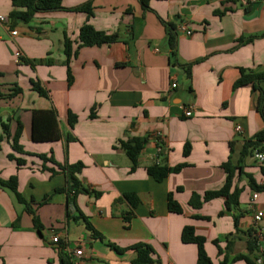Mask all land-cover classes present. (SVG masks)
I'll return each instance as SVG.
<instances>
[{
  "label": "crops",
  "instance_id": "1",
  "mask_svg": "<svg viewBox=\"0 0 264 264\" xmlns=\"http://www.w3.org/2000/svg\"><path fill=\"white\" fill-rule=\"evenodd\" d=\"M85 1L61 0V5L72 8ZM90 3L91 15L58 9L35 13L13 27L0 22V85L4 91L14 84L22 88L12 98L0 97V178L16 177L18 190L41 224L38 231L31 213L10 189L0 186V264H60V249L72 264H131L134 250L117 252L110 244L128 248L137 242L153 248L155 260L150 264H196V244L181 241L184 225L204 236L211 264L222 259L226 264H247L230 259L237 254L255 256L247 248L248 231L254 211L264 212V188L254 191L248 185L251 175L264 186L261 163L254 158L257 150L251 156L241 155L243 141L264 125L257 110L264 76L255 81L260 89L249 83L233 87V83L240 68L264 75V2L149 0L148 9L139 0ZM12 9L10 0H0L1 16L7 17ZM162 21L175 26L174 55ZM85 22L117 34V40L79 47L73 55ZM180 24L191 34L179 30ZM12 31L17 33L11 35ZM64 37L72 50L67 63ZM16 51L21 52L18 62ZM35 79L47 96L31 88ZM186 108L191 109L190 116L184 114ZM34 109L56 112L59 139L32 140ZM69 113L76 116L73 124H68ZM2 122L9 133L3 131ZM18 122L23 151L11 146ZM131 138L144 140L133 170L119 144ZM38 154L57 163L80 161L83 167L76 176L81 185L100 194L78 193L74 205L65 174ZM229 158L237 167L230 191L236 187L240 192L237 204L228 210L224 196L201 199L205 191L222 186L226 174L221 163ZM181 162L185 165L178 172L159 181L146 171L154 163ZM132 192L139 200L126 223L122 216L130 205L116 199ZM253 192L258 193L255 200ZM169 193L181 212L169 211ZM193 193L200 195L199 206L197 198L189 203ZM44 195L48 197L43 199ZM76 207L102 238L75 218ZM260 223L264 227V216ZM55 234L58 241L52 242ZM77 247L82 248L78 256L73 252Z\"/></svg>",
  "mask_w": 264,
  "mask_h": 264
},
{
  "label": "trees",
  "instance_id": "2",
  "mask_svg": "<svg viewBox=\"0 0 264 264\" xmlns=\"http://www.w3.org/2000/svg\"><path fill=\"white\" fill-rule=\"evenodd\" d=\"M149 0H139L141 6L143 9H148ZM11 5L13 9L8 12L7 14V21L9 23V27H13L17 21H27L29 18L34 16L35 13L41 12V11H54L58 9H68L70 11H83L86 12L87 15L93 14L92 11V5L90 3V0L85 1L75 7H63L61 5V0H10ZM165 31H166V38L168 41V44L170 46L171 55L175 54V37H176V31L174 24L168 22V21H162ZM117 40V34H110L106 33L103 30L95 29L90 23H83L79 28V34H77V47L73 51V55L77 53V48L82 46H94V45H101L104 43H113ZM63 47L64 52L66 55L65 63L68 62V58L70 57V54H72L71 50V42L67 37H64L63 41ZM22 60V58H20ZM186 72L188 73V68H186ZM70 70L68 68V74H67V80L70 82L71 76H70ZM264 75L259 73H249L245 72L244 69L240 68V77L237 78L234 83L233 87H237L240 85H243L245 83H249L252 85L253 89H258L259 87L256 86L255 81L258 79H261ZM31 88L38 92L41 96H47V90L40 84L38 80H31ZM260 89V88H259ZM22 92V88L17 85H12V87H9L7 91L3 90V87L0 85V97L6 96L7 98H12L16 96L17 94ZM263 107H264V94L261 92L259 99L257 101V110L263 117L264 122V114H263ZM56 112L53 109H34L31 119H32V133L31 138L33 141H55L60 138L61 132L57 124L56 120ZM76 120V116L72 113L68 114L67 121L68 124H73ZM2 129L5 132V134L9 133L8 126L6 123L2 122ZM21 133V123L18 122L17 129L15 133H13L12 136V143L11 146L16 151H23L22 146L18 143V135ZM2 140V135L0 134V142ZM143 141L139 138H131L129 140H120L119 144L121 147H123L126 151L127 157L131 162V170H133L137 165V156H139L140 151L143 147ZM242 151L241 155L244 158L246 155H252V153L257 151L264 152V125L262 129H260L258 132L254 134V136L250 139H245L242 144ZM189 152V146L187 143L183 146V154L187 155ZM10 158H12L11 155H9ZM38 157H40L43 160L51 161L55 164H57L60 171H62L68 183L72 186V190L67 188V192L72 195H70L69 200L71 203L75 205V196L78 193H85V194H95L99 195V191H91L88 188L81 185V182L77 178L76 175L80 172L81 168L83 167V164L78 161L72 164H66V163H57L53 160L51 156H46L45 154H38ZM16 161L18 164L23 163V159L16 158ZM185 165V162L178 163L174 166H167V164H157L154 163L152 165H149L146 167V171L149 175L152 176L153 179L159 181L163 177H167L170 173L178 172L183 166ZM222 168L225 171V179L223 181L222 186L217 190H210L205 191L202 195L201 201H208L212 198L218 197V196H224L226 199H224V206L226 209H231L233 206L237 204L238 195L240 192L239 188H234L232 191H230V188L232 186V180L234 179L236 165H234L230 158L226 159L221 163ZM260 171L264 175V160L260 164ZM57 170L54 168H51V172H56ZM248 185L249 187L254 190H262L264 186L256 184L253 180L254 178L249 175L248 176ZM0 186H5L6 188L10 189L13 192V195L15 199L22 203L25 207V210L30 212L32 215V221L35 227L38 231H40L41 224L35 215L34 210L30 207L29 203L25 201V199L22 197L21 192L17 188L16 183V177L10 176L7 180L0 178ZM65 188H57L56 191L64 190ZM48 195H44L43 199H46ZM138 195L134 192L132 193H123L122 196L118 197L116 201L125 199V201L130 205V210L125 212L123 214V219L126 223L129 222L130 218L133 217L134 212L133 208L138 203ZM172 194L169 193L167 197V205L169 211L172 212H181V206L179 203H177L172 198ZM198 199L197 204L200 205L201 201H199L200 195L193 193L190 198V204L192 203L193 199ZM78 214L75 216V218H80L83 220L85 227L92 233L93 236H97L99 238H102L101 234L95 230V228L91 225V223L87 220L85 217V214L82 213L77 207H76ZM238 217L234 215V225L237 224ZM251 232L248 231L249 239L247 240V248L250 252H255L254 257H249L245 254H237L235 255L230 261H236L243 259L245 263L247 264H255L254 260L257 258V252H256V245L253 239L251 238ZM181 241L185 243H194L197 247V258H196V264H211L210 258L204 251L203 242H204V236L198 235L193 230L192 226H183L181 231ZM112 248H114L117 252H123L128 249H132L135 252V257L131 260V264H150L155 259L153 258V248L145 244L144 242H137L129 246L128 248L120 247L114 244H110ZM61 248V247H60ZM60 255H59V261L60 264H72V261L69 259L66 253L62 249H60ZM219 264H226V260L222 259Z\"/></svg>",
  "mask_w": 264,
  "mask_h": 264
},
{
  "label": "built area",
  "instance_id": "3",
  "mask_svg": "<svg viewBox=\"0 0 264 264\" xmlns=\"http://www.w3.org/2000/svg\"><path fill=\"white\" fill-rule=\"evenodd\" d=\"M248 2L251 3H256V2H264V0H247ZM7 21V17L5 16H1L0 15V22H6ZM178 29L181 31H184L187 34H191V31L189 28H187L184 24H180L178 26ZM11 35H15V33H17L16 31H12L10 32ZM14 58L15 61H20L21 58V52L20 51H16L14 53ZM171 87H175V82L171 83ZM184 114L187 116L191 115V109L186 108L184 110ZM236 131H241V128L239 125L235 126ZM161 135L159 133L156 134V138L161 140ZM254 158L258 163H262V161L264 160V152L262 151H255L254 152ZM258 196L257 192H253L252 194V199L255 200ZM264 216V212L262 210H255L253 213V220H252V233H251V238L253 239V241L255 242V245L257 247L256 252H257V258L256 260H254L255 264H263V260H264V227L261 226V220ZM52 242H57L58 241V237L57 235H52L51 237ZM75 255H81L82 254V248L81 247H77L73 250Z\"/></svg>",
  "mask_w": 264,
  "mask_h": 264
}]
</instances>
